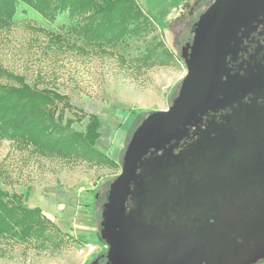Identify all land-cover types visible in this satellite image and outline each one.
<instances>
[{
  "label": "rangeland",
  "instance_id": "rangeland-1",
  "mask_svg": "<svg viewBox=\"0 0 264 264\" xmlns=\"http://www.w3.org/2000/svg\"><path fill=\"white\" fill-rule=\"evenodd\" d=\"M135 1L145 21L149 22L147 30L140 37L133 35L125 43L104 50L77 38L72 30L76 20L68 15L48 22L33 11L24 14L19 9L9 25H0V65L3 69L24 76L38 89L56 90L68 96L71 104L85 113L98 115L102 134L98 141L100 151L111 132H114V142L116 139L115 147L122 146L112 156L101 151L110 161L96 155L87 159H65L57 155L44 156L33 147H17L0 135V189L10 194H23L29 208H40L53 224L51 230L56 241L61 242L56 247L54 243L42 244L34 239L20 242L0 236V264H89L105 251L99 232L110 184L122 172L124 153L136 128L150 113L168 110L178 96L187 75V67L180 58L182 48L192 42L195 24L214 2ZM55 35L61 36V42L55 40ZM150 48L163 55L166 61L158 64L159 60L154 57L150 61L152 64H144ZM0 82L13 83L5 77H0ZM67 110L65 120H73L71 129L83 131L86 120H78L80 114L75 109ZM222 139L227 140V137ZM194 153L186 158L192 159ZM187 162L184 163L185 172L189 171ZM167 165L164 162L161 167L154 166V170L162 175L176 171ZM248 174L252 178L247 179L253 183H246L245 197L233 188L240 177L233 176L231 171L227 172L228 177H221L223 180L213 177L205 182L210 183L204 186L206 191L219 187L228 190L219 198L213 195L212 205L206 212L196 210L193 215L189 214L196 223L192 234L201 232L197 245L203 255L223 249L234 236L248 234L253 224L262 222L264 202L262 205L256 203L263 185L259 182L262 168L253 174L248 171ZM181 179L177 198L165 200L164 215L157 214L162 218L161 226L170 229L169 220H175L176 211L180 212L181 208L172 212L168 204L185 202L190 208V197L195 191L187 182L189 178ZM165 232L169 233V229ZM89 243L95 244L98 251L81 254L80 248ZM259 264H264V260Z\"/></svg>",
  "mask_w": 264,
  "mask_h": 264
},
{
  "label": "water",
  "instance_id": "water-1",
  "mask_svg": "<svg viewBox=\"0 0 264 264\" xmlns=\"http://www.w3.org/2000/svg\"><path fill=\"white\" fill-rule=\"evenodd\" d=\"M260 17H264V0H214L199 17L192 42L182 48L187 75L178 96L168 110L150 113L136 128L124 153L122 172L110 184L107 202L103 205L100 239L110 247L109 258L113 264H124L123 259L130 264H150L151 259L147 256L151 255L152 246L158 252L168 250L167 257L153 254V264H178L186 253L191 254L192 264H257L264 260V216L261 223L253 224L248 234L234 236L223 249L211 250L209 255H203L198 248L197 241L201 239L198 233L201 232L196 231L198 238L191 232L196 223L189 214L193 215L196 210L206 212L212 205L210 198L213 195L219 198L228 190L219 187L206 191L204 186L210 183L205 182L213 177H224L228 171L234 176L238 170L231 163L226 166L218 165L221 161L214 164V160H218L214 149H225L223 151L227 153H222V161L232 152V129L229 126L213 127L206 139L190 146L186 153L173 156L172 149V143L182 141L189 127H197L208 112L224 109L245 95L247 83L231 75L228 59L236 58L243 38L254 30ZM160 151L164 154L159 160H147L149 155ZM193 151L194 157L186 158ZM203 151L207 156L201 159ZM185 161H188V172L184 171ZM164 162L168 164L166 167L176 171L162 175L154 170ZM205 169L209 173L207 176L203 174ZM182 177L189 178L187 182L195 191L190 197V208L185 202L168 204L172 212L181 208L180 212L176 211L175 220H169L170 229L161 226L159 215L167 208L165 200L177 198ZM153 183L164 186V192L157 198H153ZM233 184L238 195L245 197L247 184ZM168 186L170 190L167 191ZM130 196L136 198L137 211L128 213ZM263 202L264 183L256 203L262 205ZM168 229L169 233H166ZM139 252H143L145 262L138 261ZM166 258L170 262L167 263Z\"/></svg>",
  "mask_w": 264,
  "mask_h": 264
},
{
  "label": "trees",
  "instance_id": "trees-1",
  "mask_svg": "<svg viewBox=\"0 0 264 264\" xmlns=\"http://www.w3.org/2000/svg\"><path fill=\"white\" fill-rule=\"evenodd\" d=\"M19 9L24 14L33 11L48 22L68 15L76 20L72 29L76 37L102 50L125 43L133 35L142 36L149 23L135 0H0V25H9ZM54 38L61 42L60 35ZM146 54V65L152 64L154 57L159 60L158 64L166 61L151 48ZM165 54L170 56L167 50ZM0 77L13 82H0V135L17 147H33L44 156L87 159L96 155L110 161L98 149L101 136L98 115L85 113L56 90L30 85L24 76L9 72L1 65ZM67 109H75L80 114L78 120H86L83 131L71 129L73 120H65ZM96 201L99 202V195ZM52 227L40 208L26 205L25 195L0 189V236L20 242L34 239L58 247L61 242L56 241Z\"/></svg>",
  "mask_w": 264,
  "mask_h": 264
},
{
  "label": "flooded vegetation",
  "instance_id": "flooded-vegetation-1",
  "mask_svg": "<svg viewBox=\"0 0 264 264\" xmlns=\"http://www.w3.org/2000/svg\"><path fill=\"white\" fill-rule=\"evenodd\" d=\"M258 21L260 22L254 24V30L243 38L240 52L236 58L228 59V68L231 75L247 83L245 95L224 109L208 112L197 127H189L188 134L182 141L177 144L172 143L174 145L172 148L174 152L173 156L186 153L190 146L206 139L209 130L213 129V127L229 126L232 129L231 134L233 136V138L230 139V151L232 152L227 155L225 161H222V153L226 154L227 152H224L223 150L225 149L219 147L216 149L217 151L214 149V155L218 156V160H214V164H217L219 161H221V163L218 164L220 166H226L230 163L233 164V167H235L236 170L238 169L235 171L234 176L240 177L239 180H236L239 183H253L251 180L247 179L250 176L248 171L250 174H253L259 172L261 168L263 174L259 176V182L264 183V17H260ZM210 149L211 148H209V150ZM203 153L201 159L207 156V152L203 151ZM163 154L164 151L155 152L149 155L147 160L157 161ZM229 156L231 158H229ZM207 171L208 170L205 169L203 173L205 176L209 174ZM216 173L218 176L221 175L219 171ZM216 173L213 175L216 176ZM226 173L227 172H225L224 175L228 177ZM250 178L252 177L250 176ZM255 180L258 181V179ZM163 187L162 183H153V198L162 195L164 192ZM135 200V197L130 196L127 203L128 213L137 211ZM154 219L155 218H153V222L155 221ZM104 245L106 246L105 251L96 256L89 264H113L109 258L110 247L106 243H104ZM153 247L155 246L151 247V255L147 256L151 259L150 264H153V254L160 257H167L168 255L167 249L166 251L158 252L154 250ZM182 254L184 255V251H182ZM138 255V261L145 262V260H143V258H145L143 252H139ZM185 256L183 260H179V263H177L192 264L191 254L186 253ZM262 261H259L257 264ZM168 262H170V260L167 261V263ZM122 263L126 264L127 261L123 259ZM127 264H130V262ZM202 264L206 263L203 262Z\"/></svg>",
  "mask_w": 264,
  "mask_h": 264
},
{
  "label": "crops",
  "instance_id": "crops-1",
  "mask_svg": "<svg viewBox=\"0 0 264 264\" xmlns=\"http://www.w3.org/2000/svg\"><path fill=\"white\" fill-rule=\"evenodd\" d=\"M124 119V118H123ZM122 119V120H123ZM121 120V121H122ZM121 121H118L119 123H121ZM114 132H111V134L109 135V139L107 140V142H106V144L104 145V147L102 146V150L101 151H103V153H105L107 156H109V155H114V152H116V151H118V150H121L122 149V146L118 149V148H116L115 147V143H116V139H115V142H114V140H113V137H114V134H113ZM101 136H102V134H101ZM101 136H100V139H101ZM116 138V137H115ZM99 139V140H100ZM99 143V142H98ZM111 155V156H112Z\"/></svg>",
  "mask_w": 264,
  "mask_h": 264
},
{
  "label": "built area",
  "instance_id": "built-area-1",
  "mask_svg": "<svg viewBox=\"0 0 264 264\" xmlns=\"http://www.w3.org/2000/svg\"><path fill=\"white\" fill-rule=\"evenodd\" d=\"M98 251V248L95 244H85V246L80 248L81 254H93Z\"/></svg>",
  "mask_w": 264,
  "mask_h": 264
}]
</instances>
